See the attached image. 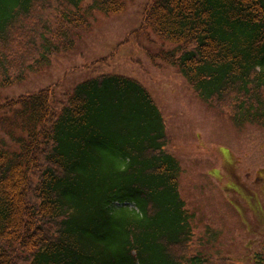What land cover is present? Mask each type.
Returning <instances> with one entry per match:
<instances>
[{"label":"trees","instance_id":"1","mask_svg":"<svg viewBox=\"0 0 264 264\" xmlns=\"http://www.w3.org/2000/svg\"><path fill=\"white\" fill-rule=\"evenodd\" d=\"M125 0H0V90L74 44L80 11ZM63 5H62V4ZM61 4V6H56ZM141 29L207 102L264 125V0H149ZM169 43L170 48L166 45ZM0 264H206L166 123L136 79L0 94ZM189 250V249H188Z\"/></svg>","mask_w":264,"mask_h":264},{"label":"rangeland","instance_id":"2","mask_svg":"<svg viewBox=\"0 0 264 264\" xmlns=\"http://www.w3.org/2000/svg\"><path fill=\"white\" fill-rule=\"evenodd\" d=\"M125 2L117 14L88 9L85 2L80 11L89 26L73 29V46L2 88L1 96L68 90L101 73L136 79L162 112L168 150L180 164V194L193 214V242L179 253L203 254L206 264H264V125L239 126L228 106L204 101L159 59L165 45L158 36L141 29L149 0ZM0 138L16 147L1 130Z\"/></svg>","mask_w":264,"mask_h":264}]
</instances>
